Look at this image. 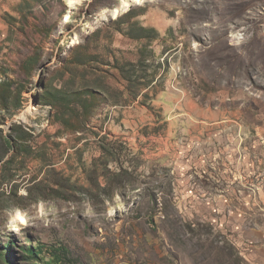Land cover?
Wrapping results in <instances>:
<instances>
[{
  "label": "rangeland",
  "instance_id": "374dc122",
  "mask_svg": "<svg viewBox=\"0 0 264 264\" xmlns=\"http://www.w3.org/2000/svg\"><path fill=\"white\" fill-rule=\"evenodd\" d=\"M8 247L264 264V0H0Z\"/></svg>",
  "mask_w": 264,
  "mask_h": 264
},
{
  "label": "trees",
  "instance_id": "16d2710c",
  "mask_svg": "<svg viewBox=\"0 0 264 264\" xmlns=\"http://www.w3.org/2000/svg\"><path fill=\"white\" fill-rule=\"evenodd\" d=\"M5 249L7 250V253H6L7 257H5L3 251H0V261H6L9 264H15L13 262L12 256L9 253L11 251V249L9 247L5 248ZM42 249L43 248L37 249V248H35L33 246H31L30 248H25V253H26L27 258H37V257H39V255H41ZM2 264H3V262H2Z\"/></svg>",
  "mask_w": 264,
  "mask_h": 264
},
{
  "label": "bare ground",
  "instance_id": "6f19581e",
  "mask_svg": "<svg viewBox=\"0 0 264 264\" xmlns=\"http://www.w3.org/2000/svg\"><path fill=\"white\" fill-rule=\"evenodd\" d=\"M124 5V10H129L130 8H133V6L137 3L138 0H121ZM245 1V0H243ZM71 6L74 7V2H70Z\"/></svg>",
  "mask_w": 264,
  "mask_h": 264
}]
</instances>
